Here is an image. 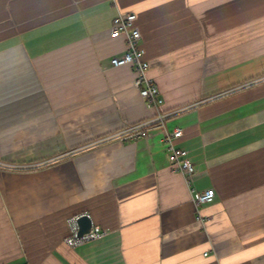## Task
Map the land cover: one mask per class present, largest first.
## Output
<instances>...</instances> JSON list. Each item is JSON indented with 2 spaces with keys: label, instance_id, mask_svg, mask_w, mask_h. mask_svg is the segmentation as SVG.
<instances>
[{
  "label": "crops",
  "instance_id": "0c3cea01",
  "mask_svg": "<svg viewBox=\"0 0 264 264\" xmlns=\"http://www.w3.org/2000/svg\"><path fill=\"white\" fill-rule=\"evenodd\" d=\"M126 12L158 108L131 65L110 64ZM178 128L188 179L168 157ZM82 143L53 167L0 172V264H264V0H0V157ZM195 190L215 199L196 205ZM83 214L101 236L71 247L69 219Z\"/></svg>",
  "mask_w": 264,
  "mask_h": 264
},
{
  "label": "built area",
  "instance_id": "2783aa9c",
  "mask_svg": "<svg viewBox=\"0 0 264 264\" xmlns=\"http://www.w3.org/2000/svg\"><path fill=\"white\" fill-rule=\"evenodd\" d=\"M136 20L137 16L133 12L119 13L113 18L110 35L112 38H122L126 43V50L122 54L112 57L110 64L113 67L131 65L136 72L134 85L139 89L147 106L158 108L163 105L164 99L159 87L148 75L150 64L145 59V52L140 45L142 34L140 28L136 24ZM176 112L177 111L158 114L154 119L123 129L118 133L117 137L122 140L140 138L146 134L148 128L153 123L163 121ZM182 136L183 130L179 128L166 135L168 157L173 169L182 173L188 179L195 172V167L188 157V151L177 148L174 145V141ZM214 199L215 193L211 190H195L192 193V201L196 205H204L212 202ZM79 216L69 219L70 234L66 239V243L71 247H76L84 242L91 241L101 236L98 227L94 225L89 233L79 236V226L77 223Z\"/></svg>",
  "mask_w": 264,
  "mask_h": 264
},
{
  "label": "rangeland",
  "instance_id": "374dc122",
  "mask_svg": "<svg viewBox=\"0 0 264 264\" xmlns=\"http://www.w3.org/2000/svg\"><path fill=\"white\" fill-rule=\"evenodd\" d=\"M66 132H62V135L65 137ZM69 135V134H68ZM118 133L113 135H107L106 137L101 138V144L111 141L117 137ZM99 140V139H98ZM96 146V145H95ZM89 150L87 143L74 144L72 146L66 145L60 150H54L52 154L40 157L38 159L31 160H11L0 157V172L6 173H31L36 172L41 169H47L53 167L59 163H64L72 159L73 156L83 154Z\"/></svg>",
  "mask_w": 264,
  "mask_h": 264
},
{
  "label": "water",
  "instance_id": "95a60500",
  "mask_svg": "<svg viewBox=\"0 0 264 264\" xmlns=\"http://www.w3.org/2000/svg\"><path fill=\"white\" fill-rule=\"evenodd\" d=\"M77 223L79 226V236L89 233L93 226L92 219L88 214L80 215L77 219Z\"/></svg>",
  "mask_w": 264,
  "mask_h": 264
}]
</instances>
